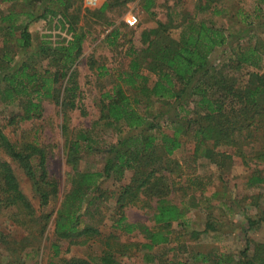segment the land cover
<instances>
[{
  "label": "trees",
  "instance_id": "obj_1",
  "mask_svg": "<svg viewBox=\"0 0 264 264\" xmlns=\"http://www.w3.org/2000/svg\"><path fill=\"white\" fill-rule=\"evenodd\" d=\"M121 1L110 0L95 15L103 16ZM220 1L197 0L195 14L180 13L176 21L171 13L166 21H157L156 28L144 31V48L131 49L129 71L121 72L120 82L101 93L100 118L90 129L77 130L71 127L69 113L79 108L81 115L87 116L78 104L81 86L77 69L88 37L85 25H81L87 16L82 15V0H0V99L21 109L9 125L41 120L47 100L60 107L63 116L61 134L70 188L56 213V240L51 244L49 264H122L121 259H139L147 264H264V242L253 248L247 242L238 255L196 253L189 262L166 256L175 251L169 248L177 239L174 225L187 232L188 215L197 206L196 202L186 206L184 200L178 204L172 200L175 187L187 175L186 166L173 158L176 153L191 145L187 164L192 173L186 181L191 188L197 185L196 172L202 161L218 167L233 161L231 166L235 156L245 166L264 165V75L249 71L245 80L236 76L245 68H262L264 0H255L254 13L261 14L247 16L250 22L238 34V39L245 34L250 39L261 37L237 46L238 40L212 21V16L225 13ZM2 3L10 5L6 14L1 12ZM157 5L158 0H144L142 9L155 16L153 9ZM199 15L211 17L199 20ZM39 21L45 23V29L42 35H35L31 27ZM119 32L115 29L106 40L115 45ZM219 49L226 57L215 65L211 57ZM88 67L100 77L111 73L90 60ZM145 69L155 76L153 83ZM126 88L136 95L129 94ZM99 126L117 133L116 141L106 150L100 148ZM222 147L235 150L234 154L220 152ZM84 152L105 154L103 168L80 171ZM48 158L46 147L38 142L20 147L0 127V214L5 213L12 226L30 230L42 223V231L47 228L52 212L38 217V211L49 207L59 195V183L49 175ZM13 163H18L33 182L40 198L39 210L22 191ZM128 172L132 173L130 182L106 197L115 201L118 215L112 228L129 236L139 232L143 239L122 242L120 237L112 236L98 259L60 258V242H68L64 253H69L72 247L86 246L102 235L99 228L87 222L88 208L94 205L95 194L101 195L104 181L113 178L122 182ZM262 184L260 174L252 175L248 181L249 187ZM188 195L184 191L183 199ZM217 196L218 193L212 195ZM129 208L146 211L150 226L129 223ZM254 223L250 221V225ZM212 230L214 224L207 222L203 233L193 230L185 234L195 241ZM3 241L5 236L0 233V243ZM3 244L13 253L34 245L28 241ZM37 251L33 247V252Z\"/></svg>",
  "mask_w": 264,
  "mask_h": 264
},
{
  "label": "rangeland",
  "instance_id": "obj_2",
  "mask_svg": "<svg viewBox=\"0 0 264 264\" xmlns=\"http://www.w3.org/2000/svg\"><path fill=\"white\" fill-rule=\"evenodd\" d=\"M144 0H122L111 11L108 17L111 24L115 20H119L121 37L116 40V44L104 39L106 38V25L100 24L97 19L92 17V20L87 18L95 15L96 10L82 8V15L87 14L86 18L81 21V25H85L86 29L90 28L89 39L85 42L83 57L78 65L79 84L81 93L78 104L86 110L87 116H82L80 109H76L69 113L71 127L77 130L90 129L95 121L101 116V93L112 89L115 84L120 82L119 76L121 72L129 71L131 57V49L141 50L144 45L141 41V34L144 30H149L157 26V21H166L168 14L173 15L178 21L180 13L189 12L195 14V5L197 0H172L167 3L166 0H158V5L153 9L155 16L149 15L142 10ZM79 3V4H80ZM10 5H3L1 12L7 13ZM176 7V8H175ZM257 7L255 0H221L220 8L225 9V13L221 16H212L218 27L227 30V34L235 37L238 40L234 46L238 44L247 45L250 41L255 42L259 36L250 39L248 35H243L242 39H238L239 32L247 28V16L251 18L255 15H260V12L254 13V8ZM170 8H175L170 10ZM264 9V4H263ZM19 11V8H16ZM256 12V11H255ZM98 15V13H97ZM129 15H135L138 18V26L130 28L125 19ZM264 12L261 14L263 17ZM211 16H198L199 20L210 18ZM101 17H98V20ZM210 20V19H208ZM256 20L254 23L257 24ZM43 24H34L31 31L35 35L42 34ZM175 34H177L175 32ZM261 37V36H260ZM264 45V37H261ZM223 49L217 50L211 57L212 62L216 65L225 60ZM93 61L96 67L105 66L111 73L100 77L97 71H93L88 67V61ZM255 71L264 75V62L261 69L245 68L236 76L240 80H245L247 72ZM150 77V83H153L156 78L153 74L146 71ZM120 84V83H119ZM4 86V85H2ZM129 94L136 95L133 91L126 88ZM44 116L41 120L27 121L17 125H9L12 116L19 114L21 109L15 106H8L0 99V127L3 128L5 135L15 144L23 147L25 143L38 142L43 147H46L49 152L48 170L49 175L58 181L59 195L52 199L49 207L40 211V198L35 192L33 182L26 175L24 169L18 163H13V168L20 182L22 191L29 198L32 204L38 209V217L43 214L52 212V218L48 223L45 231H42V223L30 227V230L22 228L18 225L12 226V221L8 219L5 213L0 214V233L5 236L4 242H31L32 246L26 247L21 252H8V246L0 243V264H49L52 257L51 244L56 240L55 234V218L61 202L68 192L70 185L68 182V173L70 169L66 165L64 152V139L61 134V126L63 124V116L60 107L51 101H44ZM157 108L160 105H156ZM100 148L106 150L117 139V133L114 129L106 130L99 126ZM191 145H185L182 150L175 154L173 158L184 164L187 175L184 176L172 195L174 203L178 204L184 200L186 206L191 202H196L197 206L191 209L188 215L189 226L187 232L182 231V227L174 225L175 243L169 248L175 251L166 254L168 258H173L175 261H191L192 254L196 253H224L226 255H238L239 251L247 246L253 248L254 244L264 242V184L258 187H249L248 181L254 174H260L264 178V165L251 164L245 166L242 160L234 156L233 161H227L224 167H218L208 162L202 161L197 168L196 177L198 182L195 187H188L187 179L191 176L192 170L189 169L188 154L190 153ZM220 152H226L233 155L235 150L222 147ZM4 156V154H2ZM105 154L103 153H88L84 152L81 162L79 163L80 171H99L105 163ZM186 162V163H185ZM261 172H260V171ZM257 171V172H256ZM132 178V173L125 174L122 182H117L113 178L104 181L100 194L97 193L96 201L93 206L88 208L86 220L102 232V235L95 237L86 246H74L69 253H64L68 247L67 241L60 242L62 252L60 258L72 259L81 258L95 260L98 259L103 250H105V242L111 240L112 236L121 239L122 242H139L143 239L139 232L133 235H125L119 233L112 228L114 219L118 217L115 213V201L107 200L111 192L119 190L120 186L128 184ZM208 191L202 193L201 189ZM184 191L188 192V197L183 199ZM227 192V194H225ZM213 193H218L217 197H212ZM126 217L131 224H146L150 226V217L146 215V211L136 208L126 210ZM254 221V225H250V221ZM207 222H211L215 226V230L209 231L207 234H202L197 240H193L189 235L191 231H205ZM111 238V239H108ZM41 242L39 244V241ZM41 246V247H39ZM33 247L38 249L37 253L33 252ZM160 250H157V253ZM20 257L22 258L20 261ZM55 261H59V259ZM123 264H146L139 259L127 260L122 259ZM190 264H200V262L191 261Z\"/></svg>",
  "mask_w": 264,
  "mask_h": 264
},
{
  "label": "crops",
  "instance_id": "obj_3",
  "mask_svg": "<svg viewBox=\"0 0 264 264\" xmlns=\"http://www.w3.org/2000/svg\"><path fill=\"white\" fill-rule=\"evenodd\" d=\"M109 1L110 0H100V4H99V6L97 7V8H95V9H88V8H86L85 6H84V3L82 2V4H83V6H82V4H81V6H82V8L84 9V11H85V9H88L89 10V13H90V10H96L95 11V14H97V12H99V10L101 9V8H103V7H105L108 3H109ZM3 5H9V4H5V3H2L1 4V10H2V7H3ZM143 10V9H142ZM110 15H111V11L109 10H107L106 12H105V14H103V16H100L101 18H99V20H98V17H97V15H91V16H89L88 18H87V21L88 20H92V17H95V18H97V19H94V21H98L100 24H105L106 26V34L107 35H110L115 29H119V31H120V24H119V20H115V22H114V24H111L110 23V21L111 20H109L108 19V17H110ZM126 20V19H125ZM35 24H43V32H44V29H45V23L43 22V21H39V22H36ZM157 27V26H156ZM156 27H154V28H156ZM86 28V27H85ZM154 28H152V29H154ZM87 31H88V37H87V40L89 39V36H90V32H91V30H90V28H87L86 29ZM149 30H151V29H149ZM149 30H144V31H149ZM143 31V32H144ZM43 32H42V34H43ZM142 32V33H143ZM120 33V32H119ZM122 33V32H121ZM42 34H39V35H42ZM142 35V34H141ZM107 37V36H106ZM121 37V35H119V38ZM108 38V37H107ZM112 38V37H111ZM118 38V39H119ZM104 39H106V38H104ZM86 40V41H87ZM85 41V42H86ZM141 41H142V39H141ZM110 42V41H109ZM112 43H114V42H112ZM113 45V44H112ZM84 46H85V44H84ZM122 260V259H121ZM144 263V262H143ZM123 264V263H122ZM147 264V263H146Z\"/></svg>",
  "mask_w": 264,
  "mask_h": 264
},
{
  "label": "built area",
  "instance_id": "obj_4",
  "mask_svg": "<svg viewBox=\"0 0 264 264\" xmlns=\"http://www.w3.org/2000/svg\"><path fill=\"white\" fill-rule=\"evenodd\" d=\"M83 3L86 8L95 9L99 6L100 0H83ZM125 21L130 28L138 26V18L135 15H129Z\"/></svg>",
  "mask_w": 264,
  "mask_h": 264
}]
</instances>
